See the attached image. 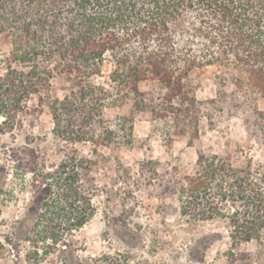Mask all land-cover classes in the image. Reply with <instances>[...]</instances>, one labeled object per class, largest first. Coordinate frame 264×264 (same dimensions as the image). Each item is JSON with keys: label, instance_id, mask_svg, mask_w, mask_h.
<instances>
[{"label": "trees", "instance_id": "16d2710c", "mask_svg": "<svg viewBox=\"0 0 264 264\" xmlns=\"http://www.w3.org/2000/svg\"><path fill=\"white\" fill-rule=\"evenodd\" d=\"M3 43L11 49L3 54L0 48V132L21 114L48 107L54 137L115 150L133 145L135 116L149 113L170 145L186 132L199 136L200 101L188 82L196 68L228 67L239 92L264 94V0H0ZM106 61L114 65L108 73ZM56 74L66 79L62 98L51 94ZM145 80L155 81L157 90H141ZM128 100L130 113L112 124L106 110ZM254 111L264 119V111ZM77 159L69 158L70 165L84 161ZM197 162L178 188L184 215L228 217L235 245L259 240L262 170L251 159L235 167L202 151ZM59 174L35 211L36 235L52 241L94 213L91 198L76 185L77 173ZM226 204L238 208L226 212Z\"/></svg>", "mask_w": 264, "mask_h": 264}, {"label": "rangeland", "instance_id": "374dc122", "mask_svg": "<svg viewBox=\"0 0 264 264\" xmlns=\"http://www.w3.org/2000/svg\"><path fill=\"white\" fill-rule=\"evenodd\" d=\"M0 48L9 54L11 46ZM113 66L106 61L104 73ZM231 73L219 64L190 73L188 82L200 101L199 136L186 132L170 145L156 128L162 124L153 123L149 113L135 116L133 145L115 150L54 137L48 107L21 114L14 126L3 124L0 264H264V229L259 240L235 245L228 217L194 220L184 215L178 192L182 177L195 174L199 151L224 157L235 167L251 159L264 174V119L254 111H264V94H242ZM51 84L52 96L62 98L66 79L56 74ZM157 87L151 80L140 83L143 91ZM131 108L128 100L107 109L106 118L114 124ZM73 155L84 161L77 159L73 167ZM73 170L94 213L78 229L60 230L58 240L42 239L36 235L35 211L48 196L46 184L59 172L64 176ZM224 208L233 212L238 205Z\"/></svg>", "mask_w": 264, "mask_h": 264}]
</instances>
